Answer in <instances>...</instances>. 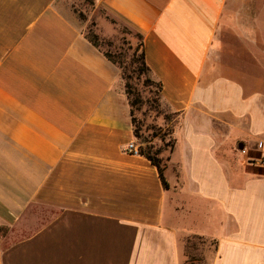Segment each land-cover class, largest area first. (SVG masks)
Returning <instances> with one entry per match:
<instances>
[{"label": "crops", "instance_id": "0c3cea01", "mask_svg": "<svg viewBox=\"0 0 264 264\" xmlns=\"http://www.w3.org/2000/svg\"><path fill=\"white\" fill-rule=\"evenodd\" d=\"M93 2L176 114L166 186L123 151L120 71L62 0H0V264H264V0Z\"/></svg>", "mask_w": 264, "mask_h": 264}, {"label": "trees", "instance_id": "16d2710c", "mask_svg": "<svg viewBox=\"0 0 264 264\" xmlns=\"http://www.w3.org/2000/svg\"><path fill=\"white\" fill-rule=\"evenodd\" d=\"M90 1L93 2V0ZM85 35L95 47L102 51L110 62L118 67L120 79L123 83L124 92L128 101L133 136L138 144L139 153L157 168L159 178L162 184L166 186L163 172L166 167L167 155L164 158L160 155V149H153V145L144 146L143 144L146 143V141H143V143L139 142L141 139L139 132L142 126V119H139L137 114H142L144 118L146 112H142L143 109H145L147 113L152 111L158 115H163L164 122H169L172 120L171 117H174V121L168 131L170 137L168 141V146L170 147L169 152L174 145L173 127L177 122V118L176 114L170 112L161 101L162 85L152 77L150 69L145 62L142 36L136 32L137 45L134 49L131 47L127 49L120 47L114 51H105L102 46L109 49L112 46V42L100 39L97 34L92 32ZM185 264H195L194 259H189Z\"/></svg>", "mask_w": 264, "mask_h": 264}, {"label": "rangeland", "instance_id": "374dc122", "mask_svg": "<svg viewBox=\"0 0 264 264\" xmlns=\"http://www.w3.org/2000/svg\"><path fill=\"white\" fill-rule=\"evenodd\" d=\"M234 3L235 10L245 9L247 6L250 9V5H247V3H250V0H234ZM61 5L67 14L79 21L85 34L92 32L97 34L100 39L112 42V46L109 49L102 46L103 50L114 51L120 47L125 49L129 47L134 49L136 47V31L112 15L105 8L97 6L90 0H62ZM143 111L144 113L146 112L144 118L142 114H137V117L142 119V126L139 132L141 139L139 142L143 143V141H146V143L143 144L144 146L153 145V149H160V155L165 158L170 150L168 146V141L170 139L168 131L174 121V117H171V121L164 122L163 115H158L152 111L147 113L145 109H143L142 112ZM257 153L256 150H253L254 157L257 156ZM34 227H38V225L34 224V226L28 230L16 228L13 237L16 239L30 234L36 230ZM192 243H194V248L202 247V245H199V241L193 240Z\"/></svg>", "mask_w": 264, "mask_h": 264}, {"label": "built area", "instance_id": "2783aa9c", "mask_svg": "<svg viewBox=\"0 0 264 264\" xmlns=\"http://www.w3.org/2000/svg\"><path fill=\"white\" fill-rule=\"evenodd\" d=\"M257 156L252 157L251 161H253L258 167L264 169V143L261 141L256 142L255 144ZM123 151L127 154L139 155V149L135 142L128 143ZM250 159V158H249Z\"/></svg>", "mask_w": 264, "mask_h": 264}]
</instances>
